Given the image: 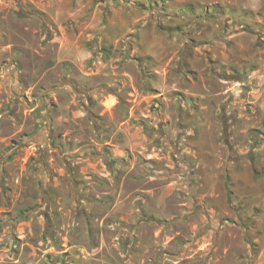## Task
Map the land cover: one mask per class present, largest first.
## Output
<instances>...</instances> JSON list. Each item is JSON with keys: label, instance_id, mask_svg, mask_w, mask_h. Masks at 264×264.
Wrapping results in <instances>:
<instances>
[{"label": "rangeland", "instance_id": "obj_1", "mask_svg": "<svg viewBox=\"0 0 264 264\" xmlns=\"http://www.w3.org/2000/svg\"><path fill=\"white\" fill-rule=\"evenodd\" d=\"M0 264H264V0H0Z\"/></svg>", "mask_w": 264, "mask_h": 264}]
</instances>
